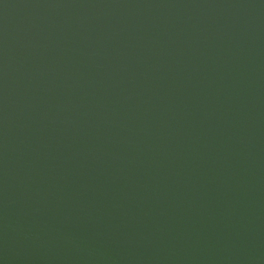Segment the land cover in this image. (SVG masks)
I'll return each mask as SVG.
<instances>
[{
	"label": "water",
	"instance_id": "water-1",
	"mask_svg": "<svg viewBox=\"0 0 264 264\" xmlns=\"http://www.w3.org/2000/svg\"><path fill=\"white\" fill-rule=\"evenodd\" d=\"M0 264H264V0H0Z\"/></svg>",
	"mask_w": 264,
	"mask_h": 264
}]
</instances>
